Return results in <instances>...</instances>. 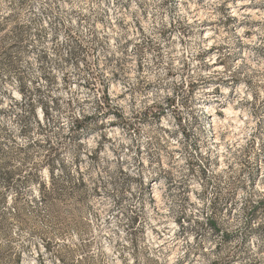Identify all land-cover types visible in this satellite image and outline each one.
Masks as SVG:
<instances>
[{"label":"rangeland","instance_id":"rangeland-1","mask_svg":"<svg viewBox=\"0 0 264 264\" xmlns=\"http://www.w3.org/2000/svg\"><path fill=\"white\" fill-rule=\"evenodd\" d=\"M237 1L0 0V264H264V0Z\"/></svg>","mask_w":264,"mask_h":264},{"label":"trees","instance_id":"trees-1","mask_svg":"<svg viewBox=\"0 0 264 264\" xmlns=\"http://www.w3.org/2000/svg\"><path fill=\"white\" fill-rule=\"evenodd\" d=\"M50 160H51V157H48L47 160L44 162H46L48 164L50 177L52 179V177L54 175V171H53L52 160L51 161ZM21 173H22L21 168L9 169L3 173V179H4V182L6 184L5 189H4L5 191L6 190H12L16 181L20 178ZM27 174L31 175L32 177L37 176L36 173L32 171V169ZM38 178H39V175H38ZM42 186L45 189V185H42ZM3 194H4V191L3 192L0 191V197H3Z\"/></svg>","mask_w":264,"mask_h":264},{"label":"bare ground","instance_id":"bare-ground-1","mask_svg":"<svg viewBox=\"0 0 264 264\" xmlns=\"http://www.w3.org/2000/svg\"><path fill=\"white\" fill-rule=\"evenodd\" d=\"M232 7H233V14H236V15H237V14H242V13L244 14L245 12H247V13L250 12V11L247 9V3H246L244 0H239V1H237V2L235 3V5L232 6ZM204 38H205V39L208 38V34H207V33L204 34ZM239 92L242 94L243 90L239 89ZM204 93H205V94H208L206 98H210V97H209V94L211 93L210 90H206ZM224 94H226V96H227V95H230V91H227V90H226V92H224ZM234 94H235V93H234ZM207 108L209 109V107H207ZM213 111H215V109H214ZM220 112L224 113L225 117H227V118H228L229 116H231L232 114H235L232 105H228V106H226V107L223 106L222 109H220Z\"/></svg>","mask_w":264,"mask_h":264},{"label":"built area","instance_id":"built-area-1","mask_svg":"<svg viewBox=\"0 0 264 264\" xmlns=\"http://www.w3.org/2000/svg\"><path fill=\"white\" fill-rule=\"evenodd\" d=\"M263 172V169L261 170V173ZM260 192L264 193V189L260 190ZM251 209V208H250ZM252 214H250L251 216Z\"/></svg>","mask_w":264,"mask_h":264}]
</instances>
